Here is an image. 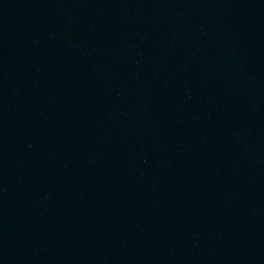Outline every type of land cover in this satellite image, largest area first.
Masks as SVG:
<instances>
[{"label": "water", "instance_id": "1", "mask_svg": "<svg viewBox=\"0 0 264 264\" xmlns=\"http://www.w3.org/2000/svg\"><path fill=\"white\" fill-rule=\"evenodd\" d=\"M0 264H264V0H0Z\"/></svg>", "mask_w": 264, "mask_h": 264}]
</instances>
